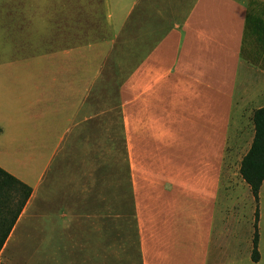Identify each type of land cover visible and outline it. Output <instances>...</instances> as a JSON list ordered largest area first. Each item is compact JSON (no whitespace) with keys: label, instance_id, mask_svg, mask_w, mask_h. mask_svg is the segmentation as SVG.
<instances>
[{"label":"crops","instance_id":"obj_1","mask_svg":"<svg viewBox=\"0 0 264 264\" xmlns=\"http://www.w3.org/2000/svg\"><path fill=\"white\" fill-rule=\"evenodd\" d=\"M103 1L114 26L131 19L143 0ZM150 1L147 12L156 3L161 21L146 17L148 24L136 37L146 40L144 55L119 88L141 264H264V181L255 198L240 173L255 135L253 112L264 106V0ZM32 36L48 37L41 31ZM60 36L49 33L52 39L71 35ZM17 48L19 57L29 53L50 76L49 103L34 115L31 128L22 111L28 102L20 95L15 103L3 101L0 112L2 133L29 148L17 161L34 166L36 152L56 148L58 140L48 146L45 141L58 136L62 125L71 131L89 100V81L74 78L72 46L55 56ZM10 109H19V119ZM64 110L69 114L59 117ZM0 166L32 187L13 231L35 208L32 198L44 176L33 185L8 162ZM255 225L257 261L252 258Z\"/></svg>","mask_w":264,"mask_h":264},{"label":"rangeland","instance_id":"obj_2","mask_svg":"<svg viewBox=\"0 0 264 264\" xmlns=\"http://www.w3.org/2000/svg\"><path fill=\"white\" fill-rule=\"evenodd\" d=\"M158 9L154 3L147 12L143 0L131 19L112 26L103 0H0V32L5 33L0 34V112L3 101L12 98L15 103L20 95L28 102L22 111L31 128L34 115L49 103L48 68L34 64L29 53L19 57L17 47L53 56L72 46L74 78L88 80L90 90L71 131L62 125L58 136L45 141L48 146L58 140L56 148L36 152L34 166L19 164L17 158H25L29 148L12 144L0 122V161L33 185L44 176L32 198L36 206L12 231L0 252V264H141L119 88L145 52L146 40L137 39V33L148 24L147 16L161 21ZM34 31L48 37L34 39ZM52 31L71 36L52 39ZM35 42L41 48L35 49ZM59 101L52 105L58 107ZM18 102L22 107L23 100ZM18 110L9 112L19 119ZM23 126L24 122L17 124V129ZM13 150L11 158L7 153ZM4 192L12 195V187L6 185Z\"/></svg>","mask_w":264,"mask_h":264},{"label":"trees","instance_id":"obj_3","mask_svg":"<svg viewBox=\"0 0 264 264\" xmlns=\"http://www.w3.org/2000/svg\"><path fill=\"white\" fill-rule=\"evenodd\" d=\"M255 135L252 145L243 157L240 173L258 198L264 181V106L253 112ZM12 187V195L4 192L5 186ZM32 194V187L0 166V252L7 241L16 221ZM252 258L259 259L258 231L255 225Z\"/></svg>","mask_w":264,"mask_h":264}]
</instances>
